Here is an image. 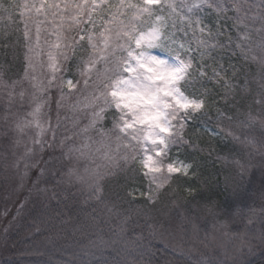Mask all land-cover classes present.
Wrapping results in <instances>:
<instances>
[{
    "label": "snow or ice",
    "instance_id": "snow-or-ice-1",
    "mask_svg": "<svg viewBox=\"0 0 264 264\" xmlns=\"http://www.w3.org/2000/svg\"><path fill=\"white\" fill-rule=\"evenodd\" d=\"M15 7L27 18L22 29L0 32V175L28 194L10 219L7 209L0 215V245L13 230L37 245L69 227L78 231L83 225L71 209L78 217L90 201L118 214L123 198L112 189L127 188L141 172L150 178L141 196L153 210L166 207L172 174L203 182L200 169L213 155H239L233 164L241 178L251 163H241L244 148L264 160V0H32ZM86 158L98 162L81 170ZM161 217L146 220L153 237L173 219L181 236L196 230L188 213ZM251 218L264 222V208ZM173 250L190 257L180 245ZM195 264L229 258L201 254Z\"/></svg>",
    "mask_w": 264,
    "mask_h": 264
},
{
    "label": "trees",
    "instance_id": "trees-1",
    "mask_svg": "<svg viewBox=\"0 0 264 264\" xmlns=\"http://www.w3.org/2000/svg\"><path fill=\"white\" fill-rule=\"evenodd\" d=\"M25 2L30 3L32 0H0V6L7 7V11L0 10V32L5 29L11 30L16 25L23 28V19L27 17H20L23 8L15 6L23 5ZM9 14H11V19H9ZM4 56V52L0 50V65L4 64ZM8 59H11V53H8ZM38 71H40L39 68ZM2 110V101H0V113ZM51 115L54 118L55 112ZM63 116L62 112L61 117ZM87 122L83 119L81 127ZM101 123L104 127H111V117H108L107 123ZM207 140L208 137L203 136L200 142ZM240 147L242 146H237V148ZM249 151L248 148H244L242 153L244 159L241 163L251 159L248 171L243 173V178L239 175L240 170L233 164V159L240 160L239 155L230 156L227 160L216 159L213 155L209 160L204 161L200 169L203 182L191 177V173L189 177L172 174L174 179L171 181L168 196L164 198L166 207L163 209L160 205L153 210L145 207L147 196H141L138 190L146 184L145 176L141 172L140 176L127 188L114 187L112 189L113 193L118 192L123 198L119 202L118 214L115 209L109 212L108 208L96 201L83 205L84 211L78 217L74 215L76 209L72 208L73 218L77 219L83 227L78 231H72L69 227L67 232L61 234V238L50 244H34L23 239V229L13 230L8 242L0 245V264H130L131 261H136L137 264L139 262H144V264H195L200 258L194 254L196 246L191 247L192 242L195 243L194 239L199 242L200 253L204 252V248L208 249L215 240L211 231L212 225L229 218L228 214L233 216L232 219L234 218L235 222L229 229L230 235H235V239L247 236L251 211L256 212L264 207V199H262L264 160L261 159L259 153L250 157ZM173 154L184 160V157L176 153L175 149H173ZM218 155L224 157L226 151ZM201 156H207V153H202ZM43 157L46 159L48 156ZM81 161V164L86 162L85 159ZM91 161L95 163L98 160ZM226 178H228L227 182ZM189 188L192 189L191 194L188 191ZM109 199L115 200V194L110 195ZM172 201H175V204ZM148 203L153 202L148 201ZM17 207L18 204L9 210L8 219L15 214ZM209 207L214 208L216 214L210 212ZM133 209H139L140 212L132 211ZM177 210L188 213L196 224L195 231L189 227L184 234L183 246L174 219L171 224H165L155 237L150 234L148 227V222H151L148 220L149 217L153 216L161 220V211H165L175 218ZM65 212L68 213L69 209H65ZM85 213L94 215L95 220L93 221L91 216ZM121 227L124 229L123 232L120 230ZM205 236L208 237L207 240ZM136 237L140 238L135 239ZM205 244L208 246L205 247ZM176 245L187 247L190 257L174 251L173 246ZM248 264H264V257Z\"/></svg>",
    "mask_w": 264,
    "mask_h": 264
},
{
    "label": "rangeland",
    "instance_id": "rangeland-1",
    "mask_svg": "<svg viewBox=\"0 0 264 264\" xmlns=\"http://www.w3.org/2000/svg\"><path fill=\"white\" fill-rule=\"evenodd\" d=\"M69 79L72 76H68ZM63 119V117H62ZM52 123H55V116L52 117ZM83 127V126H82ZM85 143H91L90 141H85ZM79 146V144H78ZM0 150H2V141H0ZM23 149L21 148V151ZM57 152L59 150L57 149ZM44 159V157H43ZM48 159V157L46 158ZM180 159V158H179ZM85 164H81V170L84 167L94 166L93 159L86 158ZM91 161L89 163V161ZM182 160V159H180ZM98 162V161H97ZM149 177H145L146 184L142 186L139 192H144L147 194L149 189ZM30 186V185H29ZM16 185L12 184L10 181L5 182L2 175H0V214L2 215L5 210L9 212L12 210L18 202H22L25 195H27V190L25 189L21 193L14 192ZM264 208V207H262ZM260 210H257V216H259ZM15 215V214H13ZM229 218L223 221H217L212 225L211 231L215 238L214 243H211L208 249L204 248V252L200 253L199 251V242L195 240V243L192 242L191 247L196 246V252L194 254L198 255L197 258H200L201 254L208 256H219L223 255L225 252L229 258V263L232 264H248L254 262L260 257H264V237L261 236L264 233V222H261L257 218L251 219V223H248L249 229L247 230V236H240V239H235V235H230V227L235 223L232 219V215L228 214ZM249 222V220H248ZM181 236V235H180ZM184 235L180 237L181 245L185 243L182 241ZM169 244V243H168ZM167 244V245H168ZM187 248V247H185ZM191 250V249H190ZM193 255V254H192Z\"/></svg>",
    "mask_w": 264,
    "mask_h": 264
}]
</instances>
